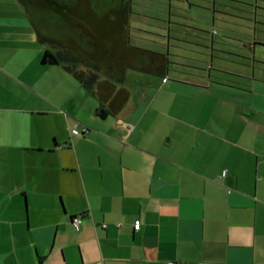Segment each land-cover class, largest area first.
<instances>
[{
    "label": "crops",
    "instance_id": "obj_1",
    "mask_svg": "<svg viewBox=\"0 0 264 264\" xmlns=\"http://www.w3.org/2000/svg\"><path fill=\"white\" fill-rule=\"evenodd\" d=\"M157 3L130 0L120 36L167 66L87 52L89 88L0 0V76L37 99L0 104V264H264V0ZM113 23L91 27L109 49Z\"/></svg>",
    "mask_w": 264,
    "mask_h": 264
},
{
    "label": "trees",
    "instance_id": "obj_2",
    "mask_svg": "<svg viewBox=\"0 0 264 264\" xmlns=\"http://www.w3.org/2000/svg\"><path fill=\"white\" fill-rule=\"evenodd\" d=\"M17 1L21 3L29 13L32 24L42 44L47 43L53 48L51 49L48 47L46 49L42 57V63L58 64L59 61L66 60L65 65L68 70L73 71L89 88L92 87L91 80L81 78L77 69L71 66V63L77 61L79 57L85 59L89 54H94V58L98 60L104 53L109 52L112 60H121L127 67L132 66L133 62H141L142 65L135 67V69L145 70L148 73H155L158 70H163L169 62L166 54L164 55L154 50L150 51L147 48L134 47V45L128 43L127 38H122L120 36V20L123 21L127 16L130 0L108 1L110 3L109 15L115 18V23L112 24V32L115 34V37L112 38L111 45H109L110 49L108 48L107 42H104L101 38H97L95 33L91 31L92 25L99 22L103 14H108L106 0ZM93 6L100 9L101 13H99V16L94 14ZM53 17L57 18L55 27L52 20L54 19ZM78 18H82L83 22L88 25L87 30H90L89 32L85 33L73 27L77 25ZM63 26L70 27V34L68 32L67 34L62 32L63 29L61 27ZM125 44L127 47L124 46ZM60 45L63 46V50H59V52L56 53L54 48L56 49ZM130 47L136 51V54L129 53ZM120 50L126 52L119 53ZM87 52H89V54H87ZM102 113L106 115L104 109ZM78 216H81V214Z\"/></svg>",
    "mask_w": 264,
    "mask_h": 264
},
{
    "label": "rangeland",
    "instance_id": "obj_3",
    "mask_svg": "<svg viewBox=\"0 0 264 264\" xmlns=\"http://www.w3.org/2000/svg\"><path fill=\"white\" fill-rule=\"evenodd\" d=\"M109 0H106V2H107V5H108V10H107V12L109 13V8H110V3L108 2ZM157 1H159V0H155V4L154 5H151V6H154L153 8H152V10L153 9H155V7H157L158 5H160V4H158L157 3ZM93 4H95V3H93ZM157 4V5H156ZM106 5V4H105ZM159 7V6H158ZM198 6H193V9H192V13L193 12H195V10H196V8H197ZM93 10H94V14L97 16H99V13H101L100 12V9L98 8V7H95V6H93ZM199 10V9H198ZM105 11H106V9H105ZM198 12V11H197ZM196 12V13H197ZM104 15V14H103ZM48 17V16H47ZM54 19H52L53 20V23H54V27H55V24H56V21H57V18L56 17H53ZM78 25V26H77ZM77 25H74L73 27L74 28H78V30L79 31H82V32H85V33H87V32H89L90 30H87L88 29V25L87 24H85V22H83V20H82V18H78V21H77ZM63 30H62V32L64 33V34H67V32L70 34V30H69V28L70 27H65V26H63V27H61ZM73 28V29H74ZM57 29V28H56ZM71 32H73V31H71ZM13 87V89L15 90V92L14 93H16L17 95H16V97L18 96V94H19V98H16L15 99V101L14 102H11V101H4V102H0V104L2 105V107L4 108V107H12V108H14V110L13 109H10V111H12L13 113H16L17 111H16V109L17 108H22V107H26V108H28L29 106H31V105H34L35 103H34V101H37V99H35V98H32V97H29L28 95H27V93H25V91L23 90V87H21V85L20 84H17V85H15V83L13 82V83H11L10 82V84L8 83V81L6 80V79H3V78H1V76H0V92L1 93H5V92H9L10 93V88H12ZM0 105V106H1ZM0 114H1V111H0Z\"/></svg>",
    "mask_w": 264,
    "mask_h": 264
},
{
    "label": "built area",
    "instance_id": "obj_4",
    "mask_svg": "<svg viewBox=\"0 0 264 264\" xmlns=\"http://www.w3.org/2000/svg\"><path fill=\"white\" fill-rule=\"evenodd\" d=\"M166 78L167 77H165V79ZM85 129H86V127L84 128V130ZM72 133H74V134H80V131L78 130L77 127H75V128L72 129ZM223 175H225V172L223 173ZM72 223L75 226L74 228L76 230H79L80 224H81V216H74L73 219H72ZM141 224H142L141 223V219H137V220H135L134 227L136 229H139L141 227ZM167 264H179V262H176V261L171 260V261L167 262Z\"/></svg>",
    "mask_w": 264,
    "mask_h": 264
}]
</instances>
